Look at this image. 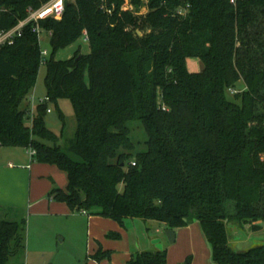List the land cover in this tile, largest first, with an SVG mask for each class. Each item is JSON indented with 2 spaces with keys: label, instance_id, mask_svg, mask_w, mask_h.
I'll return each instance as SVG.
<instances>
[{
  "label": "trees",
  "instance_id": "trees-1",
  "mask_svg": "<svg viewBox=\"0 0 264 264\" xmlns=\"http://www.w3.org/2000/svg\"><path fill=\"white\" fill-rule=\"evenodd\" d=\"M51 1L0 0V30ZM40 26L54 52L87 36L91 53L46 61L48 101L32 116L43 62L33 25L0 49V149L35 150L33 162L64 172L67 189L50 199L73 213L121 227L129 219L174 231L199 224L214 264H264V246L235 251L228 227L264 230V0H67L61 21ZM189 59L204 70L190 72ZM240 83L246 90L230 101ZM61 100L77 117L67 145L46 124ZM132 122L144 127L145 152H136ZM25 234L26 222L0 220V264L24 251ZM127 264H169L168 254Z\"/></svg>",
  "mask_w": 264,
  "mask_h": 264
},
{
  "label": "rangeland",
  "instance_id": "rangeland-1",
  "mask_svg": "<svg viewBox=\"0 0 264 264\" xmlns=\"http://www.w3.org/2000/svg\"><path fill=\"white\" fill-rule=\"evenodd\" d=\"M69 1L74 2V0ZM142 13L146 14L147 10ZM139 35L142 36V33ZM43 39L41 48L48 52V56L42 62L36 88L32 91L27 103V106L34 112L47 97L46 61L51 58L56 61H70L78 53L82 55L91 53L86 37L57 52H54L51 47L49 35L43 33ZM188 69L192 73H201L204 70V65L199 60L189 59ZM86 82L90 84L88 71ZM245 90L244 83H240L229 92V100L236 102L235 97ZM49 108L51 112L46 116L48 129L60 137L63 136L62 145L69 144L74 140L77 129V117L72 103L69 100H61L58 106L50 104ZM61 115L64 116V121L61 119ZM129 127L136 152H145L147 150L145 145L147 134L144 127L138 122H132ZM32 161L33 158L30 153L23 148L0 149V220L19 224L26 222L25 249L18 256L11 258L8 264H126L128 260L127 251L108 249L109 247L104 245L109 243L106 240L100 243L95 234L96 229L90 223L88 216L77 214L75 219L62 218L44 212V205L32 207L30 201L32 181L26 177V172L21 169L25 163L31 165ZM10 163L15 165V170L10 168ZM34 167L40 182L39 186H35V198L38 190L40 193L45 192L47 184L51 186V189L40 198L46 200L47 203L50 200V193L55 188L67 189L68 177L57 167L39 163H35ZM16 173H23V176L20 174L21 177L16 178L13 176ZM52 181L55 185L52 184ZM120 189L122 192L124 186H121ZM111 223L113 222L108 221V224ZM151 225L153 236L161 238L156 246L158 245L162 252H167L169 264H214L212 248L199 224H192L187 228L176 230L177 241L174 245L169 242L166 236L168 230L166 225L159 222H154ZM156 226H160L159 233L156 232ZM228 227L230 243L235 251L246 252L252 248L264 246V230L254 233L250 228L241 229L235 223L229 224ZM109 240L111 243L114 241ZM100 251L103 253L110 252L111 258L97 259V254Z\"/></svg>",
  "mask_w": 264,
  "mask_h": 264
},
{
  "label": "crops",
  "instance_id": "crops-1",
  "mask_svg": "<svg viewBox=\"0 0 264 264\" xmlns=\"http://www.w3.org/2000/svg\"><path fill=\"white\" fill-rule=\"evenodd\" d=\"M34 164V165H33ZM35 162L32 161L31 165L29 163H25L21 167L23 171L26 173V177L32 181L31 184V190H30V201L32 203V207L34 206H39V205H44V212H48L51 214H55L58 217L62 218H76L77 214H83V213H73L69 209V207L66 204L63 203H58L53 200H49L47 203L46 200L40 199L43 195H45L47 192L50 191L51 186L47 184L45 186L46 190L43 193H40L39 190L36 192V198H35V186H39V180H38V174H36V169H35ZM10 168L11 169H16L15 165L13 163H10ZM19 174V175H18ZM20 174L23 176V173H16L13 176L16 178H20ZM54 181H52V184ZM55 185V183H54ZM65 187V186H63ZM30 202H29V207H30ZM85 215V214H83ZM89 221L90 223L93 224L95 227L96 231L95 234L97 235V238L101 241H108L109 243L104 244L106 245L105 247H109L108 249L110 250H115V249H122L127 251V262L126 264L137 254L144 253V252H162L159 250V246L156 244H159L160 239L158 236H153V230H152V223L151 222H144L142 220H127L125 222V225L123 227L117 225L116 222L112 221L111 219H96V218H101L100 216H89ZM109 222H113L111 224H108ZM157 230L156 232H160V226H156ZM111 233H118L121 235V239L119 240H114L111 241L108 238V235ZM162 235H160L161 237ZM163 237V236H162ZM103 245V244H102ZM103 247V246H102Z\"/></svg>",
  "mask_w": 264,
  "mask_h": 264
},
{
  "label": "built area",
  "instance_id": "built-area-1",
  "mask_svg": "<svg viewBox=\"0 0 264 264\" xmlns=\"http://www.w3.org/2000/svg\"><path fill=\"white\" fill-rule=\"evenodd\" d=\"M238 0H231L233 4L236 5ZM66 2L67 0H52L47 5L43 6L39 10H33L29 9V16L26 20L21 21L18 26H16L14 29L11 30H0V49H2L5 46H12L17 38L22 37L24 29L28 25H33V32L39 36L40 45L44 41L43 39V32L40 26V23L42 21H45L47 19H54L57 21H61L65 14L66 9ZM183 14V13H181ZM86 40L88 42V38L86 36ZM46 56H48L47 51L42 50V57L43 61L46 59ZM48 100H44L41 103L47 102ZM51 111L49 110V113ZM34 111H31V115L34 116ZM31 157L34 159L37 155V152L35 150H27ZM133 166H136L134 163ZM86 215V213H83Z\"/></svg>",
  "mask_w": 264,
  "mask_h": 264
},
{
  "label": "water",
  "instance_id": "water-1",
  "mask_svg": "<svg viewBox=\"0 0 264 264\" xmlns=\"http://www.w3.org/2000/svg\"><path fill=\"white\" fill-rule=\"evenodd\" d=\"M166 236H167L169 242L172 245H174L176 243V241H177V234H176V232L174 230L168 229L166 231Z\"/></svg>",
  "mask_w": 264,
  "mask_h": 264
}]
</instances>
